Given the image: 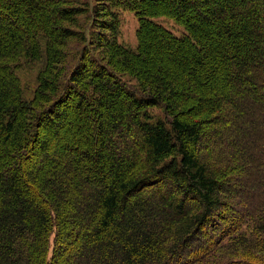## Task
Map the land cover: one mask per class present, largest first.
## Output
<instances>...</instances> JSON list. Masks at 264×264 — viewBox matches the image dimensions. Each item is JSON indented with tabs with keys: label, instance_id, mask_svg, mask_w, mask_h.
<instances>
[{
	"label": "trees",
	"instance_id": "trees-1",
	"mask_svg": "<svg viewBox=\"0 0 264 264\" xmlns=\"http://www.w3.org/2000/svg\"><path fill=\"white\" fill-rule=\"evenodd\" d=\"M57 1L60 16L73 18L64 10L69 0ZM136 1L144 8L125 3L141 15L137 48L111 37L118 31L112 12L114 20L102 22L109 37L98 34L117 60L102 61L99 52L86 59L92 68L97 62L90 71L96 81L77 90V99L101 105L104 113L86 123L87 148L51 154L64 109L50 112L45 101L60 92L52 70L62 57L49 48L45 67L51 70L30 101L20 91L16 63L27 52L41 58L38 36L59 39L70 30L57 23L38 27L29 48L1 9L17 15L27 6L29 22L37 14L48 23L42 7L54 0H0V264H264V0ZM152 2L171 9L149 11ZM160 13L185 31L176 35L152 18ZM211 26L223 38L214 45ZM146 28L151 44L172 50L179 71L138 69ZM96 34L92 45L101 40ZM218 57L229 92L211 97L214 85L187 66L208 67ZM81 65L71 83L85 79L77 76ZM124 73L137 80L135 87ZM189 101L198 107L188 109ZM36 150L39 159L28 167Z\"/></svg>",
	"mask_w": 264,
	"mask_h": 264
},
{
	"label": "rangeland",
	"instance_id": "rangeland-1",
	"mask_svg": "<svg viewBox=\"0 0 264 264\" xmlns=\"http://www.w3.org/2000/svg\"><path fill=\"white\" fill-rule=\"evenodd\" d=\"M68 2L69 3L64 5L67 7L62 8H64L65 11H67L69 14H71V16H73V18L71 19L60 16L61 13L59 12L57 7V5L59 4L57 0H54V2L50 3L49 5L42 7L41 14H43L44 16H48V18L50 19L48 23L47 21L42 20L43 18L41 19L37 14L31 15V18H34V22H29L30 17L29 12L27 10V6H24L23 11L17 15H10L9 10H7L6 8L1 9V13L3 12L4 14H6L5 17L8 20L15 22L16 28H19L21 32H23V35L26 37V39H28V41L26 40L27 42L25 45L29 46V48H31L30 46L34 40L35 33H37L36 30L38 27H49V25H55L57 23L59 27L67 28L68 30H70V34L68 33V35L61 36L59 39L54 34L53 36H51V34H49L48 32V37L42 38V36H38L37 47L38 49L42 50L40 54L41 58H38V53L32 54L31 52H27L26 55L28 58H21L16 63L20 64L16 70L17 76L20 80V91L23 92V97L26 100L30 101L34 97L35 91H37V89L39 88L41 78L43 76L45 77V75L48 74L51 70L45 67V57H47L50 52L49 48H51V46L53 45V49H56L62 57V59L60 58L61 61L55 64L57 66V69L52 70V73L56 74V90L60 89V92L58 95L53 96L48 93L47 100L45 101L46 106L48 107L50 112L55 109L58 112L64 109V115L61 117L62 119L60 118V121H63L64 124V129L62 130L61 136L58 139L60 147L59 145H57L54 149L50 151L51 154L54 152L59 153L64 150V153L68 154L70 152L71 146L74 147L75 150H77L78 152L83 150V148H87V145L84 144L85 141L83 140V136L85 138H87L88 136V132H86L85 130L86 123L91 125V123L95 120L104 117L103 108L101 105L99 106L95 102H93L95 104H91L88 100H86V102L81 105L80 101L77 99L79 97L76 93L77 90L81 91L84 86L94 82L92 80L96 81V78L91 76L90 71L92 72L95 68H97V62L94 63L93 69L90 65H86V59L89 60L90 58L95 57V53L99 52L100 57L103 59L102 61L112 59V61L115 62V60H117L114 54L105 51V48L108 49V46L112 48L109 40H107L104 36L98 34L101 33L109 37L110 32H107V26L103 25L102 22L104 21L105 23H108V21L114 20L113 15H108V13L115 12L117 15L115 17L116 19H118V31L116 34L111 35V37L113 39L114 37H116L119 44H123L127 47L136 49L139 43L138 30L141 27L142 19L140 20L141 15L137 11V9H131L126 5L125 2H132L135 5L142 6V8H144L143 3L137 2L136 0H69ZM152 5L153 6L151 8H147L149 9V11L153 10L156 12L161 9H171L169 6L156 5L153 2ZM96 12H99L100 15H97ZM193 15V12L190 13V21H194ZM146 18L150 17L145 15V19ZM152 18L155 21L164 25L176 35H181L185 31L181 23L177 22L173 18H170L164 13H160L159 16ZM96 19H99L100 21L98 22ZM147 29L148 28L145 29L144 46L141 48L139 53L141 54V61L139 62L140 64L137 65L138 69L142 72L147 68H151L153 71L154 66L156 65V68H158L159 66H163L164 68L171 69L172 72L179 71V68L177 66L178 64L171 60L173 59L171 58L173 55L172 50H169L166 45H164V42L163 44H151L154 39L150 38V31H148ZM38 30L40 31V29ZM42 30L43 29H41V31ZM94 31H97L96 39L97 36L101 38L99 43H96V45L95 43L92 45L89 41ZM209 31L210 33L208 37L210 38V41H212L213 45L217 44L216 42H220L221 39H223L222 36H218V30L215 26H211ZM151 35L155 37L154 34ZM31 37L33 38V40L32 42H29L31 40ZM212 43H210V45H212ZM84 54L85 56L83 58ZM82 58L84 59V61ZM96 61H99L97 59V56ZM77 63L78 65L82 63L81 68H79L77 73L78 79L81 80L85 78L79 84L76 82V80L71 83V78L75 71L74 68ZM187 67L193 68V71L199 73L201 72L202 79L205 85H214V87H212L213 89H211L210 92H207V96L212 97L213 95H216V90L220 92L228 90L227 92H229V87L226 84V69L220 57L213 58L212 64L208 67L202 66L198 68L195 66V64ZM8 69L13 75L11 68ZM188 71L190 72L192 70L190 69ZM121 76L132 87H135V85L137 84V80L130 77V74L125 75L124 73L121 74ZM104 78H109L111 82H114V79L109 75H105ZM114 84L117 83L114 82ZM178 84L180 85V87L184 86L186 89L192 92L191 84H189L187 80H180L178 81ZM66 89H68L69 92L64 98L65 100L63 99L64 102L61 104V100L65 96ZM117 100L121 101V103H123V106H127L126 101L128 99H125L123 96H120ZM111 106L114 107V105ZM115 106L118 107L119 104H116ZM123 106L122 108H125ZM186 107L188 109L191 107L197 108L198 103H196L195 101L194 103L189 101ZM156 113L159 115L162 114L161 110H156ZM195 113V111L191 112L190 116L195 117ZM39 129L40 128H36V130ZM42 134L44 133L41 127L40 136H43ZM58 153H56V155ZM38 159L39 154L36 150L35 154L28 159L27 166H34L35 162ZM4 161H6L5 158ZM85 167L87 168V166ZM138 171L139 170L137 167L134 172L137 173ZM259 175L263 176L262 174ZM35 187L37 186L35 185ZM53 245L54 234L51 236L50 255H52Z\"/></svg>",
	"mask_w": 264,
	"mask_h": 264
}]
</instances>
